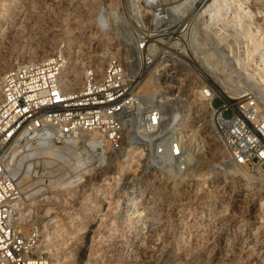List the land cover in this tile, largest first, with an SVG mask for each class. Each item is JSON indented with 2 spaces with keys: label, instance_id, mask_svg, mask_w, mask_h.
I'll return each mask as SVG.
<instances>
[{
  "label": "rangeland",
  "instance_id": "obj_1",
  "mask_svg": "<svg viewBox=\"0 0 264 264\" xmlns=\"http://www.w3.org/2000/svg\"><path fill=\"white\" fill-rule=\"evenodd\" d=\"M218 8L223 31L234 30L244 47L237 53L235 36H222L215 42L227 52L213 60L201 29ZM185 25L182 49L172 51L182 60L176 54L156 60L140 85L162 64L170 65L161 72L171 73L160 80L161 87L142 93L155 102L177 91L182 99V127L190 146L186 164L197 162L186 172L191 181L171 192L177 179L171 170L183 172L185 166L153 163L145 147L126 132L118 150L105 146L104 157L102 149L94 152L101 160L62 144L44 149L49 153L43 156L32 155L24 164H37L42 173H66L78 155L90 165L83 186L56 190L51 194L57 200L36 206L35 221L43 233L39 243L52 264H142L143 248L156 255L170 249L175 257L169 264H264V193L243 182L240 169L227 170L204 117L189 115L197 82L193 70L229 96L237 97L251 85L264 88V64L247 57L260 46L264 61V0H0V73L42 50L53 52L59 43L78 68L111 57L127 61L140 29L153 37ZM222 103L213 101L214 106ZM140 206L145 214L138 220L135 209ZM45 209L49 212L42 217Z\"/></svg>",
  "mask_w": 264,
  "mask_h": 264
},
{
  "label": "built area",
  "instance_id": "obj_2",
  "mask_svg": "<svg viewBox=\"0 0 264 264\" xmlns=\"http://www.w3.org/2000/svg\"><path fill=\"white\" fill-rule=\"evenodd\" d=\"M216 12L201 29L207 36L204 49L213 60H219L227 49L215 40L235 36V49L242 53L243 40L234 30L231 34L223 31L219 8ZM155 21L157 26L159 21ZM188 27L165 29L153 37L142 28L127 54L130 60L111 57L101 67L84 62L75 83L63 43L45 59L19 62L0 73V264H52L39 246L41 230L35 216L37 205L57 200L53 197L56 190L35 192L38 165L26 170L20 158L33 144L66 142L69 151L80 149L83 155L99 148L104 157V147L118 150L126 132L128 138L145 147L153 163L176 168L187 163L190 146L182 127L184 109L177 91L154 102L150 96L141 95L139 87L156 60L173 59L172 51L182 49ZM193 72L197 76L194 112L204 117L225 161L240 169L243 182L264 178V100L253 88H247L241 97L229 96L214 80ZM170 74L157 76L159 88L160 80ZM215 99L223 103L214 106ZM147 102L150 104L143 107ZM173 102L177 105L166 107ZM93 134L96 138L91 139ZM75 173L68 186L57 191L83 186L87 175Z\"/></svg>",
  "mask_w": 264,
  "mask_h": 264
},
{
  "label": "bare ground",
  "instance_id": "obj_3",
  "mask_svg": "<svg viewBox=\"0 0 264 264\" xmlns=\"http://www.w3.org/2000/svg\"><path fill=\"white\" fill-rule=\"evenodd\" d=\"M264 49V48H263ZM65 52H66V48H65ZM261 52H262V49H261V47L259 46L258 48H256V50L254 51V52H251L250 51V53H248V55H247V57H253V58H256L257 57V59L259 60L258 61V64L260 63V65H261V67L263 66V58L262 57H260V55H261ZM52 53V51L51 50H42V53L39 55V56H35V57H31V58H28V59H26L25 60V62H30V61H36V60H41V59H45V58H47V57H49L50 56V54ZM66 54H67V52H66ZM173 54H176V53H173ZM69 56V55H68ZM70 57V56H69ZM176 57L178 58L179 56L176 54ZM181 57H179V59H180ZM167 59H169V58H167ZM72 60H73V62H74V58H72ZM166 60V59H165ZM170 60V59H169ZM181 60H182V58H181ZM70 61H71V59H70ZM99 62L97 63V64H95V65H97V67H101L102 65H103V63H104V61L103 60H98ZM166 61H168V60H166ZM179 61V60H178ZM208 61V60H207ZM256 62H257V60H256ZM71 63V65H70V69H71V81H72V83H75L76 82V80H77V78H78V76H79V73H80V68H78L75 64H73L72 62H70ZM257 65V64H256ZM81 66V65H80ZM168 66H170V65H168V64H166V63H164V64H162L161 65V67H159L158 69H155L148 77H147V79L140 85V87H139V91H140V94L141 95H145L144 93H142V91H153L155 88H156V85H157V80H156V78H157V76H159V74H161V72L163 71V70H165V68H167ZM198 67V66H197ZM204 67V66H203ZM156 75V76H155ZM250 88H253V89H255L257 92H258V94L260 95V97L264 100V88L263 87H260V85L259 86H254V85H251V86H249ZM145 93H147V92H145ZM149 93V92H148ZM243 95V93H240V94H238L237 95V97H241ZM190 113H189V115L190 114H192L194 117H196V115L197 114H195V112H194V102H193V99H192V101H191V106H190ZM195 119H197V118H195ZM198 121L200 120V119H197ZM197 121V122H198ZM190 122V121H189ZM204 129V128H203ZM194 134V133H193ZM194 136V135H193ZM192 136V137H193ZM195 137V136H194ZM90 138L91 139H94V138H96V135H91L90 136ZM37 146V147H36ZM54 146H56V145H54ZM62 146H68L67 145V143L66 142H64V143H62ZM53 147V145H42V144H33L32 146H30L29 148H28V151H26L24 154H22L21 156H20V158L21 159H23L24 161L26 160V159H28V158H30L32 155H41V156H43L44 154H46V153H49V151H47V150H44V149H46V148H52ZM95 147H97V146H95ZM37 149H39V150H37ZM97 149H99V148H95L94 149V152L97 150ZM78 150H80V149H78ZM99 150H101V149H99ZM94 152L93 153H86L85 154V156L87 157V159L89 158H91V156L92 157H96L97 155H100V154H94ZM77 155V154H76ZM223 156V155H222ZM40 157V156H39ZM77 157V156H76ZM97 157H99V159H100V157L101 156H97ZM223 158V157H222ZM35 159V158H34ZM99 159H98V161H99ZM101 160V159H100ZM28 161V160H27ZM197 163V162H196ZM196 163H193V164H186V165H184L185 166V168H184V170L185 171H183V172H180V171H177V169L176 170H171V173H173L174 174V176L177 178L174 182H173V184H172V186H171V188H170V191L171 192H175V191H177L180 187H178V186H184L185 184H188V182L189 181H191L190 179H187L186 178V172L187 171H191L192 169L191 168H193L194 166H196L197 164ZM225 163H226V165L228 166L227 167V170L228 171H230V172H232V168L231 167H234V166H232L231 164H229L228 162H226L225 161ZM87 164V162L85 163V160L84 159H82V157L80 156V155H78V157H77V159H76V163H74V164H72L71 165V167L69 168V169H67V172L66 173H61V174H59L58 176H54V174H52V172H49V171H46V173H42V172H39L40 174L38 175V178L36 179V183H35V185H36V187H37V189H35V192H38L39 190H48V189H52V190H63V189H65L67 186H68V184L70 183V178L72 177V176H74V175H76L77 173H75V172H80V173H82V174H88L89 173V171H90V165H86ZM31 164H26V170H27V166H30ZM183 166V167H184ZM182 167V166H181ZM182 167V168H183ZM231 168V169H230ZM73 174V175H72ZM247 178V177H246ZM250 182H252V181H256V184H254V183H252L253 185H256V186H258V188L260 189L259 191H261L260 192V194L261 193H264V191L261 189V187L264 185V178H262L261 177V179H256V180H249ZM264 187V186H263ZM34 192V191H33ZM41 192H43V191H41ZM263 205H264V201H263V203H262ZM140 209L138 210V209H135V213H137V214H139L138 216H137V219L138 220H140V219H142L143 217H144V206H140L139 207ZM142 208V209H141ZM49 212V210L48 209H45L44 210V212H43V216L42 217H45L46 216V214ZM148 223V222H147ZM43 227V231H44V234H46L47 233V230L44 228V226H42ZM138 228V227H137ZM141 229V228H140ZM146 229V228H145ZM142 232H144V231H142ZM137 233V232H136ZM43 233H42V230H41V235H42ZM134 234V233H133ZM145 234V233H144ZM132 235V234H131ZM133 236V235H132ZM128 237H130L129 235H128ZM144 237V236H143ZM131 240V239H130ZM40 243H41V239H40ZM40 243H39V246H40ZM131 243V242H130ZM123 247V246H122ZM130 247V246H129ZM40 248H41V246H40ZM142 249V248H141ZM166 249V248H165ZM124 250V249H123ZM161 250H162V248H161ZM163 250H164V248H163ZM170 250V249H169ZM169 250H166V251H160V252H162L161 254L159 253L158 255H156V254H154V253H152V252H150V251H148L146 248H143V250H142V255H143V258H142V264H169V263H172L173 262V260H174V253H172L171 251H169ZM193 252V251H192ZM156 253V252H155ZM197 253V252H196ZM196 253H193L194 255L192 256V259H195L196 260V258H197V254ZM126 254V253H125ZM175 255H176V253H175ZM177 256V255H176ZM134 258V257H133ZM194 260V261H195ZM196 264V263H195ZM214 264V263H213ZM216 264V263H215Z\"/></svg>",
  "mask_w": 264,
  "mask_h": 264
}]
</instances>
